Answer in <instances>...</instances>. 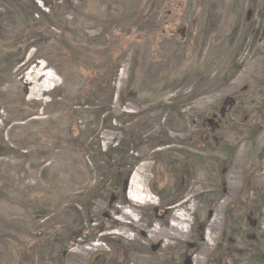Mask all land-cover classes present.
<instances>
[{
  "label": "rangeland",
  "instance_id": "1",
  "mask_svg": "<svg viewBox=\"0 0 264 264\" xmlns=\"http://www.w3.org/2000/svg\"><path fill=\"white\" fill-rule=\"evenodd\" d=\"M263 118L264 0H0V264H264Z\"/></svg>",
  "mask_w": 264,
  "mask_h": 264
},
{
  "label": "bare ground",
  "instance_id": "2",
  "mask_svg": "<svg viewBox=\"0 0 264 264\" xmlns=\"http://www.w3.org/2000/svg\"><path fill=\"white\" fill-rule=\"evenodd\" d=\"M43 70L39 72H30L28 75V83L33 85V89L31 90V95L34 97L43 96L45 93H49L52 91L51 86L53 83H56V79L53 75L47 76L46 74H42ZM45 78L46 80L39 85V81ZM146 165L142 164L135 169L133 174L130 177L129 187H128V200L129 203L136 207H145L151 204H154L155 197L152 194L149 186V177L146 174ZM123 218L126 222H130L134 225L140 224V220L138 219V215L136 210L131 206L126 207L121 211ZM188 214H175L173 215L174 222L169 231L162 232L157 228L153 230V233L157 236L165 235L166 237H184L188 234L187 225L190 223ZM212 236L208 234L207 237V248L212 246ZM94 247H97L96 245ZM199 262V260H197Z\"/></svg>",
  "mask_w": 264,
  "mask_h": 264
},
{
  "label": "trees",
  "instance_id": "3",
  "mask_svg": "<svg viewBox=\"0 0 264 264\" xmlns=\"http://www.w3.org/2000/svg\"><path fill=\"white\" fill-rule=\"evenodd\" d=\"M30 28H38V26L32 25V26H30ZM137 28L138 29H141L142 28V24L141 23L140 24L138 23L137 24ZM112 74L109 73V75H112ZM110 83L111 82L106 83L107 84V89L106 90H108V87L110 86ZM111 102H112V98L110 99V102L109 103H111ZM263 120H264V118H263ZM109 121L111 123L113 120L110 119ZM159 146H161V143H156L155 140H154V143L151 145V148L154 149V148H157ZM88 153L89 154H92L94 158H100L102 162H104V163H106L108 165L109 170H108V175H106L105 177H102L100 179V184L96 188H94L92 190V192L89 194V196H88L89 198L87 197L85 199V201H87V202H89L91 200L90 197H93L95 194H98L100 192V190L107 184V182L109 180H113L114 179L115 184H118L119 185V178H117V177L115 178V174H114L116 172V170L115 169H112V168H114V166L112 164V159H111V155H112L111 154V150L109 152H102L100 150L97 153H93L92 151H89ZM133 167H135V165H133L131 168H133ZM116 168H117V170L120 169L119 167H116ZM85 201L83 203H86ZM175 203H177V202H174V203H172L170 205H166L164 207V209L173 206ZM51 252H53V250H51Z\"/></svg>",
  "mask_w": 264,
  "mask_h": 264
}]
</instances>
